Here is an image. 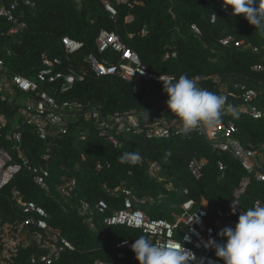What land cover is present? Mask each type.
Returning a JSON list of instances; mask_svg holds the SVG:
<instances>
[{
	"label": "trees",
	"instance_id": "1",
	"mask_svg": "<svg viewBox=\"0 0 264 264\" xmlns=\"http://www.w3.org/2000/svg\"><path fill=\"white\" fill-rule=\"evenodd\" d=\"M34 5H29L27 2ZM105 0H83L81 5L70 0H0V9L16 4L15 15L26 24L16 35H10L13 24L0 17V58L14 75L38 82L42 69V55L59 58L66 55L62 39L69 37L83 43V49L71 59L75 68L85 67L89 75L68 92L61 91L62 82L41 84L59 103L77 101L94 107L103 114L137 111L149 116L178 118L167 107L169 97L164 82L141 80L129 82L118 76L97 77L84 62L90 55L118 63L120 56L108 51L98 53L96 39L102 30L116 33L122 42L136 52L143 65L158 75L178 79L181 75L198 78V86L223 95L226 105L239 104L230 94H240L242 86L258 93L256 105L264 112V34L257 32L243 16L225 14L223 0H130L132 7L116 4L113 17L104 4ZM233 10V9H232ZM216 21L212 23V17ZM131 18V21L128 19ZM196 26L200 34L192 30ZM231 36L234 42L224 46L221 40ZM235 42H243L236 47ZM254 48L259 52L255 53ZM10 52V53H9ZM167 53L175 57L165 58ZM167 83V82H165ZM0 114L7 118V126L0 134V148L9 151L17 160V147L8 140L23 119L17 107L2 102ZM237 127L234 139L243 147H253L264 156V118L255 120L247 114L231 117ZM86 132L81 142L77 130ZM72 127L67 136L57 138L53 145H45L27 127H21L19 149L31 167L43 166L50 171L48 190L40 188L31 171L24 168L0 192V226L15 222L19 208L13 201V191H20L26 202H33L47 214L51 230L61 233L75 251H64L53 264H95L109 261L122 241L135 242L144 235L140 230L126 226H106L104 218L124 208L122 188L133 191L137 199L152 198L134 208L142 210L151 219L173 222L182 212L185 202L193 200L194 210L204 204L209 209L207 224L215 229L218 243L223 242L218 233L226 226L238 222L225 214L235 200V193L246 178L250 184L239 202L243 211L264 200V183L257 182L244 164L232 155L215 151L205 136L197 133L182 134L166 139L149 140L145 135H125L120 138L121 148L100 138L89 125ZM138 151L141 160L136 164H121L119 157L125 152ZM171 152L170 156L166 153ZM49 154L50 158L44 160ZM198 157L207 165L203 176L196 180L189 171L190 161ZM222 162L224 170L219 168ZM157 163L161 172L157 177L150 173V165ZM103 165L98 171L97 165ZM77 181L76 197L67 198L59 191L66 182ZM185 191H188L186 194ZM80 201L94 207L105 201L109 210L103 215L95 212L89 225L77 208ZM147 237L146 235H144ZM125 258L118 264H139L135 254L123 250ZM44 250L34 243L20 252L15 264H31L33 255H43ZM213 256L219 259L214 253ZM224 263V262H223Z\"/></svg>",
	"mask_w": 264,
	"mask_h": 264
},
{
	"label": "built area",
	"instance_id": "2",
	"mask_svg": "<svg viewBox=\"0 0 264 264\" xmlns=\"http://www.w3.org/2000/svg\"><path fill=\"white\" fill-rule=\"evenodd\" d=\"M78 5L83 0H70ZM116 4H125L132 7L130 0H105L106 10L115 17L117 11ZM27 4L34 5L32 2ZM221 10L227 15H233L232 8L228 7L224 0L220 5ZM17 5L13 4L9 8L0 9V17L7 19L13 24L10 35L18 34L26 27V24L19 20L15 15ZM132 19L129 18L128 21ZM212 23L216 17L211 19ZM196 34L200 30L192 26ZM234 42L231 36L221 40L222 45L228 46ZM66 61L59 58H51L47 54L42 55V69L38 73V82L27 78L14 75L5 67L4 61L0 58V99L2 102L17 107V113L24 121L18 124L15 132L8 136V140L14 141L17 145V160L4 148H0V192L7 187L13 179L24 168L31 171L34 182L42 189L48 190L47 180L50 177V171L43 167H31L29 161L19 149V143L22 140L21 127H29L33 133L45 145L50 147L54 140L67 136L72 127H78L81 124L89 125L98 136L104 139L115 148H121L120 138L125 135H145L149 140L166 139L173 136L185 134L182 132L181 121L179 118H165L161 116H149L137 111L116 112L113 114H103L94 107H86L77 101H65L59 103L47 91L41 89V84H55L62 82L61 91L63 93L71 90L75 84L81 83L89 75V70L85 67L75 68L69 64L74 55L78 54L84 47L83 43L73 40L69 37L62 39ZM98 53L105 54L113 51L120 56L118 63H113L104 58L99 60L96 56L90 55L86 62L90 71L97 77L118 76L129 82L138 83L141 80L152 81L156 83L167 82V75H158L149 71L142 63L140 56L128 48L120 37L107 30H102L96 39ZM236 47L243 46V42H235ZM255 53L259 52L254 48ZM10 53V52H9ZM176 53H167L165 58L175 57ZM257 71H263L262 65L255 66ZM162 77V79H161ZM231 97L238 99L239 104H229L235 109V113L227 111V105L223 111L219 125L208 128L201 126L187 134L197 133L205 136L211 143L215 151L228 153L241 161L246 169L253 174L257 182L264 183V156L261 151L253 147L245 148L234 139L237 127L231 117L247 114L255 120L264 118V112L256 105L258 93L245 86L240 88V94H230ZM7 126V118L0 114V134ZM77 130L79 141L83 142L87 138L86 132ZM50 158L49 154L44 156V160ZM29 165V166H27ZM207 165L205 159L193 158L189 163L191 175L200 180L203 176V170ZM219 168L224 170L222 162ZM103 169V165L98 164L97 170ZM161 168L157 163L150 165V173L157 177ZM250 184V179L246 178L240 184L235 193V200L225 216L229 218L237 217L243 211L239 199L246 192ZM77 181L72 179L62 185L60 193L67 198L76 197ZM187 194L188 191H185ZM120 195L123 196L124 208L114 211L112 215L104 218L106 226H126L135 230H140L148 238L159 243H183L186 250L194 256L189 255L188 264H224L216 259L213 254L215 249L210 246L209 241L216 240L215 229L207 224L209 209L204 202L198 210H194L195 202L189 200L182 206V212L176 216L173 222L164 219H151L145 212L134 208V202L141 204L147 200L154 202L152 198L137 199L133 191L122 188ZM13 201L19 208V219L15 222L5 223L0 226V264H15L21 251L30 248L36 243L40 249L44 250L43 255H33L31 264H53L58 260L66 250L75 251V247L65 239L61 233L50 229L47 223V212L33 202L24 201L20 191H13ZM264 205V200H259L255 205ZM81 216L91 225L95 212L105 214L109 207L105 201H99L94 207L85 201H80L77 206ZM234 226V223L231 227ZM187 235V239L185 236ZM218 243V242H217ZM131 241H122L116 245L117 252L109 261H97L95 264H118L125 258L123 250L132 251Z\"/></svg>",
	"mask_w": 264,
	"mask_h": 264
},
{
	"label": "clouds",
	"instance_id": "3",
	"mask_svg": "<svg viewBox=\"0 0 264 264\" xmlns=\"http://www.w3.org/2000/svg\"><path fill=\"white\" fill-rule=\"evenodd\" d=\"M224 3L233 9L235 16H243L257 32L264 34V0H224ZM197 81L198 78L186 75L163 81L169 97L167 107L179 118L185 134L201 126L219 125L226 106L225 96L199 87ZM227 111L235 113L231 105H227ZM118 159L121 164H136L141 155L138 151L125 152ZM218 236L223 242L212 240L209 244L224 264H264V205L257 204L241 212L235 227H224ZM131 248L139 264H188L189 255L194 256L185 249L184 242L162 244L144 235L135 239Z\"/></svg>",
	"mask_w": 264,
	"mask_h": 264
},
{
	"label": "water",
	"instance_id": "4",
	"mask_svg": "<svg viewBox=\"0 0 264 264\" xmlns=\"http://www.w3.org/2000/svg\"><path fill=\"white\" fill-rule=\"evenodd\" d=\"M27 166H29V165H27Z\"/></svg>",
	"mask_w": 264,
	"mask_h": 264
}]
</instances>
